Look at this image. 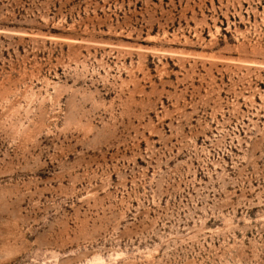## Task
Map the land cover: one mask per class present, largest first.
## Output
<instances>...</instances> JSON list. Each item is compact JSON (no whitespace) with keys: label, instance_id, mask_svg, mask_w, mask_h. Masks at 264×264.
Returning a JSON list of instances; mask_svg holds the SVG:
<instances>
[{"label":"rangeland","instance_id":"rangeland-1","mask_svg":"<svg viewBox=\"0 0 264 264\" xmlns=\"http://www.w3.org/2000/svg\"><path fill=\"white\" fill-rule=\"evenodd\" d=\"M0 264H264V0H0Z\"/></svg>","mask_w":264,"mask_h":264}]
</instances>
